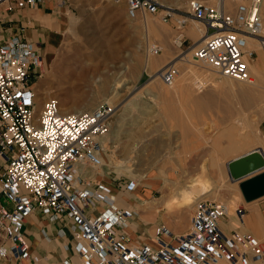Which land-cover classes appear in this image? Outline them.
Returning <instances> with one entry per match:
<instances>
[{
    "label": "built area",
    "instance_id": "built-area-1",
    "mask_svg": "<svg viewBox=\"0 0 264 264\" xmlns=\"http://www.w3.org/2000/svg\"><path fill=\"white\" fill-rule=\"evenodd\" d=\"M38 1L0 0V5L10 11ZM107 1L123 3L130 19L162 12L160 21H172L171 10L155 0ZM225 1L211 5L187 0V15L205 30L193 58L220 75L252 84L254 76L247 73L242 57L248 36L257 39L264 57V37L258 34L260 0L236 1L232 11L225 9ZM179 17L173 25L178 45V31L186 21V16ZM151 51L160 49L153 45ZM246 55L252 57L253 50ZM39 58L20 35L0 36V258L19 261L27 256L21 226L35 210L50 220L65 217L72 225L75 260L66 258L61 264H264V237L240 229V204L230 212L222 201L197 199L184 231L174 233L159 225L147 240L129 237L125 228L136 210L117 204L110 188L75 171L76 165H103L113 108L103 101L90 110L61 112L57 99L47 97L37 110L32 86L39 76ZM175 74L172 64L158 73L164 83ZM114 186L131 192L135 183L117 178ZM229 217L233 226L227 230Z\"/></svg>",
    "mask_w": 264,
    "mask_h": 264
},
{
    "label": "rangeland",
    "instance_id": "rangeland-1",
    "mask_svg": "<svg viewBox=\"0 0 264 264\" xmlns=\"http://www.w3.org/2000/svg\"><path fill=\"white\" fill-rule=\"evenodd\" d=\"M64 1V22L57 33L56 48L45 56L46 68L41 57L44 44L38 51L39 76L33 81L36 85L32 86L36 109H40L47 97L58 99L62 109L70 107L65 99L71 89L77 97L82 96L68 112L82 110L85 106L90 110L103 101L113 108L110 129L117 133L115 144L110 148L108 134L105 139L108 140V151L101 161L103 165L85 167V170L95 174L93 178L105 186L109 185L113 192L124 193L123 198L115 196L120 203L129 196L138 197L137 201L141 203L137 205L141 206L135 208L138 215L134 217L144 221L145 229L136 235L137 239H149L159 225L174 233L185 230L192 203L184 204L179 190L182 192L181 189L192 180L208 187L205 195L208 198L203 196L201 199L222 201L230 204L231 210L238 204L243 205L236 192L238 187L231 185L224 166L225 161L237 152H228L222 157L218 152L226 148L229 141H241L242 150L259 144L256 137L263 135L259 124L264 120V91L245 86L258 91L252 101L247 102L244 94L219 86L224 78L216 75L209 66L211 72L202 70L205 65L193 58L196 47L185 50H182L183 45L178 47L174 21L171 24L160 21L158 16L162 12L157 15L144 13L128 19L123 3L114 8L107 0ZM155 1L160 8L175 13L174 18L186 16V21L198 24L186 13L187 0ZM204 1L211 5L215 2ZM240 2L246 3V0ZM258 17L264 26L262 6ZM261 34L264 37V32ZM164 37H168L172 56L177 55L170 63H163L160 55L150 53L153 45L163 48L159 39ZM254 54L261 63L252 61L264 66L261 51ZM184 57L189 60L188 65L181 61ZM246 63L248 73L253 75L249 67L251 60L247 59ZM167 64H172L176 70L174 85L181 86L183 97L164 93L152 100L154 83L157 89L160 86L167 88L157 74ZM115 77L125 79L126 83L116 86L111 99L101 100L100 93L92 95ZM228 129L231 137L219 138ZM117 178L134 181L133 191L125 194L118 190L114 186ZM164 200L169 202L163 205Z\"/></svg>",
    "mask_w": 264,
    "mask_h": 264
},
{
    "label": "crops",
    "instance_id": "crops-1",
    "mask_svg": "<svg viewBox=\"0 0 264 264\" xmlns=\"http://www.w3.org/2000/svg\"><path fill=\"white\" fill-rule=\"evenodd\" d=\"M64 2V0H40L33 6L14 8L10 11H6L4 5L1 4L0 36L4 38L12 34L20 35L21 39L28 43L31 49L35 50L38 54L41 45L44 44L45 48L41 56L42 62H46L45 56L56 48V43L59 40L57 33L62 27V23L64 22L63 17L66 14ZM169 24H171V22ZM204 31L202 26L199 27L198 24L194 22L191 24L185 21L179 31L181 35V43L179 46L183 45L182 50L197 47L202 43ZM159 41L163 45V48H160V52L158 53V55H160V61L163 63L173 62L177 55L172 56V49L169 47L168 37L159 39ZM258 59L257 55H255L254 59H251V63L253 64V61H257ZM258 61L261 63L260 60ZM44 66L46 68V63H44ZM261 122L263 123L261 124ZM261 122L259 124V129L262 131L263 135L262 137H257V142L259 144L248 150H242L243 145L241 144V147H239L240 149L238 148L236 150V155L228 158L224 166H226L230 160L254 149H260L264 154V120ZM227 133H230L229 129L221 133L219 138H226L227 135H230ZM238 150L240 151L238 152ZM231 185L238 187V183H232ZM111 192L116 193V195H118L116 197L120 196L123 198L124 193L119 194L112 190ZM236 192L242 199L243 205L241 206L244 208L240 228L244 226V218L246 225L241 230L252 236H264V195L245 202L239 189ZM126 193L128 192H125V194ZM137 199L138 197L129 196L123 201L121 206H129L135 209L141 206L137 205L141 203L138 202ZM134 204H136V207ZM229 221L230 223L227 222V224H224L227 230L233 226L232 217H229ZM128 224H130V228H132V231L129 232L133 237L132 239H135V237H137L136 235L145 229L144 221L141 219L139 220L138 217L129 219ZM21 232L27 243V256L19 261L0 258V264H61L62 260L66 258L71 259V261L75 260L72 254L74 245L72 225L65 217H63L62 220H50L46 214L34 210L24 218Z\"/></svg>",
    "mask_w": 264,
    "mask_h": 264
},
{
    "label": "bare ground",
    "instance_id": "bare-ground-1",
    "mask_svg": "<svg viewBox=\"0 0 264 264\" xmlns=\"http://www.w3.org/2000/svg\"><path fill=\"white\" fill-rule=\"evenodd\" d=\"M236 1H240V0H235V1H231V0H226L225 1V9L227 10V11H232L233 10V7H234V5H235V3L234 2H236ZM246 2H247V0H246ZM230 5H232V7H231V9L229 10V7H230ZM262 7H264V2L263 3H261V0H260V2H259V4H258V10H257V16H259V11L261 10V6ZM111 6H114V8H119V6H122V3H111ZM173 16V17H172ZM174 16H176V14L175 13H171V19H172V21H174V19H176V18H174ZM128 18V17H127ZM128 19H130V18H128ZM258 19H259V17H258ZM262 19V18H261ZM260 21V20H259ZM264 32V26H263V24H261V22H260V30H259V35L260 36H262V32ZM178 38H179V35H177V37H176V43L177 44H179V40H178ZM179 46V45H178ZM152 47V46H151ZM151 47H150V49H151ZM159 48V47H158ZM150 49H148L147 51H149ZM160 49V48H159ZM250 50H253V55H252V57H247V55L246 54H248V52L250 51ZM260 50V49H259ZM259 50H258V42H257V39L256 38H254V37H250V36H248V37H246L245 38V49H244V52H245V54L243 55V61H244V63H245V66H246V71H247V73H248V70H247V63H246V60L247 59H254V57H255V51L257 52H259ZM160 52V51H159ZM158 52V53H159ZM150 53L152 54V55H158V53L157 54H153V52L152 51H150ZM262 53V52H261ZM259 54V56H260V53H258ZM246 55V56H245ZM42 57V56H41ZM40 60V59H39ZM39 60H38V64H39ZM187 57H184L181 61H183L185 64H189V60H187ZM202 64H204V63H202ZM205 66H203V67H201L202 68V70L203 71H206V72H211V71H209V69L207 68V64H204ZM165 67V66H164ZM163 67V68H164ZM173 67V66H172ZM210 67V66H209ZM249 67H250V70H251V72H252V74L254 75V77H255V79H254V81H253V83L252 84H246V83H244L243 81H240V80H238V79H235V78H232V77H226V76H223V75H220L219 73H217V72H215L212 68V70L215 72V74L216 75H218V76H220V77H223L224 78V80H222V81H220L219 83H218V85L219 86H221V87H223V86H226L230 91H238L240 94H244L243 96H245V98H246V100H247V102H250V101H252V99L254 98V96L255 95H257V93H258V91L257 90H252V89H249V88H247V87H245V86H255V88H257L258 90H261V91H264V66H262V67H260L259 65H257L256 63H254V64H250L249 63ZM207 68V69H206ZM42 69V68H41ZM161 70V69H160ZM158 72V71H157ZM159 73V72H158ZM157 73V74H158ZM249 74V73H248ZM176 76V74L174 75V77H173V79H172V81L170 82V83H164V82H162L163 84H165V86H167V88H164V87H159L158 89L156 88V85H155V83H154V85H152V87H151V90L153 91V93L150 95V98L152 99V100H154V99H156V98H158V97H160V95L161 94H164L165 93V95H167V96H169V94H174V95H176L177 94V97L178 98H180V97H183V95H182V89H181V86H179L178 84V86L177 85H174V82H176L175 81V77ZM226 78V79H225ZM157 79V78H156ZM158 79H160L159 78V75H158ZM59 80V79H58ZM255 80H256V84H255ZM155 81V80H154ZM126 83V81H125V79L124 80H122V79H119V78H117V77H115V78H113V81L111 82V83H109L108 84V82H106V83H104L103 85H102V87H101V89L99 90V92H97L96 94H92L93 96H96L98 93H100V95L102 96V99L101 100H103L104 98H106V99H111L112 97H113V92H115L116 90H117V88H116V86H119V85H122V84H125ZM255 84V85H254ZM36 84H34V86H35ZM217 85V84H216ZM68 92H69V97L67 98V99H65V100H68L69 102L68 103H70V107H67V108H61L60 107V103H59V100L57 99V101H58V104H59V108H60V111L61 112H68L69 110H71V109H73V106L79 101V99H81L80 97L82 96L81 94H80V97H77L76 96V94L72 91V89L71 90H68ZM77 93V92H76ZM79 94V93H78ZM117 93H115L114 95H116ZM34 95H35V92H34ZM66 95H68V93L66 94ZM118 95V94H117ZM186 97V96H185ZM182 99V98H181ZM186 100V99H185ZM67 102V101H66ZM182 102V101H181ZM109 105V104H108ZM110 106V105H109ZM182 106V104L180 105V107ZM111 107V106H110ZM182 108V107H181ZM82 110H89L88 108H87V106H85V107H83L82 108ZM82 110H77V111H82ZM77 111H74V112H77ZM112 112H113V109H112ZM112 112H111V114H110V117H109V131H108V133L106 134V137L104 138V142H106L105 141V139L107 138V136H108V134H109V138H110V143H111V146H110V148H113V146H114V144H115V141H114V139H116V132L113 130V128H111L110 129V127H111V117H112ZM167 112V111H166ZM117 129H118V127H116ZM111 130V131H110ZM110 132V133H109ZM227 134H229V133H227ZM239 135V134H238ZM240 136V135H239ZM223 137V136H222ZM227 137H228V135H227ZM231 136L229 135V138H230ZM241 137L245 140V139H247V136H242L241 135ZM233 138V137H232ZM231 138V139H232ZM257 138V137H256ZM256 138H254L253 140L255 141V139ZM228 139V138H227ZM235 140H237V139H235ZM260 140V139H259ZM243 141V140H242ZM261 141V140H260ZM230 143L228 144V146L226 147V148H223L222 150H219V152L218 153H220V155H221V157L222 156H225L228 152H236V150L239 148V147H241L240 145H241V141H237V142H232V141H229ZM257 142V141H256ZM240 149V148H239ZM215 157V156H214ZM225 160V159H224ZM215 161V160H214ZM101 163V162H100ZM162 165V164H161ZM226 171H227V176H228V178H229V181L231 182V183H238V189H239V183L243 180V179H245V178H247V177H249V176H251V175H253V174H255V173H257V172H260V171H262V170H264V154H263V152L260 150V149H254V150H252V151H250V152H247V153H244V154H242V155H240V156H238V157H236V158H234V159H232V160H230L227 164H226ZM92 168V167H91ZM75 171L76 172H81L82 173V175H83V177L85 178V179H88V178H93V177H95V174H93V173H91V172H88L87 170H85V167H83L82 165H76V167H75ZM87 171V172H86ZM172 171V170H171ZM208 187L207 186H205V184H200L199 182H197L196 180H192L185 188H183V189H181V191L182 192H180V190H179V193H181V195H179L180 196V198H181V200H183L185 203L184 204H186V203H188V204H191V203H193L196 199H201L203 196H205L206 194H207V192L208 191H206V189H207ZM239 192H240V189H239ZM241 194V193H240ZM147 196H149L148 195V193L146 194ZM178 196V197H179ZM242 196V195H241ZM205 197H207V196H205ZM208 198V197H207ZM244 200V199H243ZM251 200H253V199H251ZM251 200H248V201H251ZM115 201L117 202V204H119V205H122V203H120V201H118L116 198H115ZM245 202L247 201V200H244ZM169 202V200H164L163 201V205H166L167 203ZM226 204V203H225ZM227 205V204H226ZM228 206V205H227ZM246 207V206H245ZM228 208H229V206H228ZM231 209H228V211H230ZM245 218H244V226L243 227H241L240 229H243L244 227H245ZM130 224H128L127 226H126V228H125V231L128 233V236L129 237H131V238H133L130 234H129V229H130Z\"/></svg>",
    "mask_w": 264,
    "mask_h": 264
},
{
    "label": "water",
    "instance_id": "water-1",
    "mask_svg": "<svg viewBox=\"0 0 264 264\" xmlns=\"http://www.w3.org/2000/svg\"><path fill=\"white\" fill-rule=\"evenodd\" d=\"M239 189L242 198L247 201L264 195V170L243 179Z\"/></svg>",
    "mask_w": 264,
    "mask_h": 264
}]
</instances>
